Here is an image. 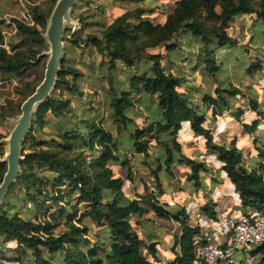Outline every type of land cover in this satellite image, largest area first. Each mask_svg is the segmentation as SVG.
Returning a JSON list of instances; mask_svg holds the SVG:
<instances>
[{
	"label": "trees",
	"instance_id": "obj_1",
	"mask_svg": "<svg viewBox=\"0 0 264 264\" xmlns=\"http://www.w3.org/2000/svg\"><path fill=\"white\" fill-rule=\"evenodd\" d=\"M56 1L49 0L45 9L32 7L34 24L14 21L20 41L11 53L1 47L0 34V76H24L40 62ZM89 2L76 0L72 8L81 27L66 38L55 87L32 117L21 143L20 172L0 204V264H162L147 227L150 216L180 227L174 240L179 252L165 264H193L195 248L208 241L205 234L188 223L185 209L174 212L159 201L165 194L162 180L174 177V165L188 169L185 181L195 190L204 185L211 167L184 152L187 142L196 140V146L215 157L243 207L264 210V97L245 95L231 83L225 67L233 58L241 76L264 74V0H176L163 20L147 17L153 8L136 7L108 23L98 22L93 33L85 30L93 14L77 13ZM234 21L246 27L243 34L232 32ZM181 31L188 43L181 44ZM239 42L244 54L233 57ZM195 46V66H203L201 80L209 85L204 92L191 84L178 63L192 55L183 50ZM74 48L94 49L102 57L80 65L96 69L95 78L106 82L105 116H99L100 108L91 100L81 102L84 74L74 64ZM122 67L129 69L125 81L115 78ZM39 82H25L21 99L8 101L0 117L19 112ZM73 95L77 107L72 106ZM229 123L232 132L252 137L247 155L238 135L214 137ZM44 125L51 137L42 139L36 132ZM128 153L146 168L151 191L140 180L143 191L137 192ZM119 170H126L125 175L119 176ZM5 172L6 163L0 161V182ZM124 179L131 186L124 188ZM209 204L200 210L215 218ZM38 211L43 212L42 221L35 220ZM251 252L264 259V245Z\"/></svg>",
	"mask_w": 264,
	"mask_h": 264
},
{
	"label": "rangeland",
	"instance_id": "obj_2",
	"mask_svg": "<svg viewBox=\"0 0 264 264\" xmlns=\"http://www.w3.org/2000/svg\"><path fill=\"white\" fill-rule=\"evenodd\" d=\"M93 2H89L87 5H81L80 9L77 10V13H81L82 15H92L91 18H88L90 21V24H86V29L89 30V32L93 33L95 32L96 24L98 22H110L112 18H114L116 15L121 14L122 12L134 9L136 7H142L144 9H155V11L152 14H147V17H149L152 20H163L164 16L170 12L173 8L174 2L176 0H142V1H133V0H92ZM49 0H0V34L3 38V40L8 45L9 51L11 52V46L16 45L19 43L20 38L16 35V27H15V20H19L22 18V12L27 11L29 15L32 16V7L34 6H41L43 9L49 5ZM101 10V12H99ZM97 14V15H96ZM95 16V17H94ZM76 19V18H75ZM233 28L232 32L236 35L243 34L246 27L242 28L238 21H234L232 23ZM75 27V28H74ZM72 26L70 29H64L62 33V41H63V51L66 44V38H69L71 33L75 30L79 29L81 27V23L78 19L75 20V25ZM179 40H181V44L183 42L188 43L187 35L184 33V31H181L178 34ZM239 49L237 52L234 50L233 57L237 56L239 54H244V44L239 42L238 44ZM48 48L43 50V52H47ZM74 64L78 65L80 71L83 72V77L80 80V87L85 92V98L81 100L82 103H87L89 100H91L92 104L98 105L100 110L98 111L99 116H105V112L103 110V104L105 101V97L103 95V88L106 86V82L99 81L95 78L97 70L95 69L92 71L87 70L83 65L81 66V63H86V65H89L91 61H99L102 57H100L96 50L94 49H80V48H74ZM184 54L191 53L192 55L189 58H183V60L179 61V65L185 67L186 74H188L189 79L192 85L199 86L201 89V92L207 91L209 89L208 83H204L202 79V73L203 66H195V54H197V48L195 47H189L185 48ZM243 53H240L242 52ZM163 53L165 51L163 50ZM232 56V55H231ZM48 56L43 55L41 56V60L38 64H35L31 66L26 74L21 77H14V80L16 82H2L3 78L0 76V113H3L2 107H6L8 104V101H13L14 103L18 102L22 97V91L24 89V84L27 81H32L33 79H38L40 82L42 81L44 77V71L46 67ZM191 59V60H190ZM233 58L228 62V66H225L226 69L229 72V78L231 83L238 87L245 95L251 94L256 95L259 97L260 100L264 97V89L262 88V85H264V74H257L255 77H249V76H241L239 71H236L237 68L232 66ZM131 73L135 71V69L131 68ZM129 69L122 67L121 69L117 70L115 73V78L118 79L119 77L122 80H126V77L128 75ZM95 75V76H94ZM209 78H207L208 80ZM39 82V83H40ZM22 83V84H21ZM38 83V84H39ZM19 84H21L19 86ZM52 94V93H51ZM72 97V106L77 107V104L75 103L74 99H76L73 96ZM20 109L19 112L16 114H5L4 119L0 117V121L2 123L0 124V134L4 137L0 138V143L2 145L3 155L0 157L1 159L6 155L8 151V138L11 131V124L10 121L15 118V116L20 115ZM50 118V116L47 115V119ZM243 121H245L248 118L247 113L243 114L241 117ZM51 132L50 128L46 125H44L40 131L36 132V135L41 136V138H49L51 135L49 134ZM197 141L192 139L191 141L187 142L186 144H189V147H193V145H196ZM129 157V153L127 154ZM130 167L133 171V177L135 179L136 184L139 185L140 180H149V174L147 173V170L141 163H135V158L130 157ZM126 170H119L118 175L124 176ZM117 175V174H116ZM117 175V176H118ZM43 177H46L45 174L42 175ZM127 185L131 186V184L124 179V188L127 187ZM44 189L47 190V185H43ZM140 187V185H139ZM49 190V189H48ZM67 195V193H66ZM66 198H70L69 196H66ZM43 212L38 211L37 216L35 218L36 221H42L43 220ZM34 218V217H33ZM161 249L168 252L169 244L163 243V245H160ZM11 264V263H8Z\"/></svg>",
	"mask_w": 264,
	"mask_h": 264
},
{
	"label": "crops",
	"instance_id": "obj_3",
	"mask_svg": "<svg viewBox=\"0 0 264 264\" xmlns=\"http://www.w3.org/2000/svg\"><path fill=\"white\" fill-rule=\"evenodd\" d=\"M9 77L14 78L15 76ZM233 126V123H229L226 129L216 131L214 137L219 139L223 134L229 137L238 135V139L242 143L241 148L244 150V155H247L252 149L250 144L252 137L240 134V130L232 132ZM187 145L188 147H184V152L185 150L187 152H185L186 154H193L204 159L209 167H211V170L204 175V185L201 189L195 190L191 183L185 181L188 169L183 166L174 165L172 168L174 177L162 180L165 194L159 198V201L161 204H165L167 209L174 212L185 209L188 212L187 221L190 225L196 226L203 235L205 234L207 239H211L214 243H225L230 236V230L227 228L225 220L247 215L246 213H257V210L241 205V200L239 195L234 191L233 185L225 173L218 170L220 163L215 160L214 156L206 154L207 151L199 145H193V147H189V144ZM144 181L148 184L151 191L153 189L151 179ZM142 191L140 184L137 192L142 193ZM207 202L211 203L209 204V209L213 210L215 218H211L201 212L200 207ZM150 218L152 221L147 224V227L149 231L153 232V240L157 241L159 256L162 258V264H165L173 260L179 252L174 240L180 234V227L174 221L161 220L152 218L151 216ZM138 233L142 238L146 239L147 234L143 229L139 228ZM163 243L169 244L168 252L161 249L160 245H163ZM193 264H201L196 257V252L194 253Z\"/></svg>",
	"mask_w": 264,
	"mask_h": 264
},
{
	"label": "water",
	"instance_id": "obj_4",
	"mask_svg": "<svg viewBox=\"0 0 264 264\" xmlns=\"http://www.w3.org/2000/svg\"><path fill=\"white\" fill-rule=\"evenodd\" d=\"M75 3L76 0H57L47 19L43 37L48 51L41 53V56H48L44 77L34 92L21 103L20 115L10 121L8 151L1 159V162L6 163V172L0 182V204L20 172L19 161L23 159L21 143L31 127L32 117L38 106L51 95L55 87L64 55L62 33L64 29H70L75 25L76 19L72 16Z\"/></svg>",
	"mask_w": 264,
	"mask_h": 264
},
{
	"label": "built area",
	"instance_id": "obj_5",
	"mask_svg": "<svg viewBox=\"0 0 264 264\" xmlns=\"http://www.w3.org/2000/svg\"><path fill=\"white\" fill-rule=\"evenodd\" d=\"M19 20L25 24H34L27 11L22 12ZM1 47L11 53L3 38ZM2 80L3 83L16 82L9 76ZM225 222L230 230L228 241L214 243L207 239L206 243L199 244L195 250L198 261L201 264H264V259L251 252L256 246L264 245V212L228 218Z\"/></svg>",
	"mask_w": 264,
	"mask_h": 264
}]
</instances>
